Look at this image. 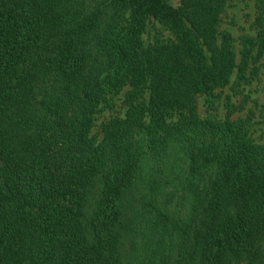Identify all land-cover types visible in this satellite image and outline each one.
I'll return each instance as SVG.
<instances>
[{"label":"trees","instance_id":"trees-1","mask_svg":"<svg viewBox=\"0 0 264 264\" xmlns=\"http://www.w3.org/2000/svg\"><path fill=\"white\" fill-rule=\"evenodd\" d=\"M229 3L0 0V264H264L253 112L198 109L264 56Z\"/></svg>","mask_w":264,"mask_h":264},{"label":"rangeland","instance_id":"rangeland-1","mask_svg":"<svg viewBox=\"0 0 264 264\" xmlns=\"http://www.w3.org/2000/svg\"><path fill=\"white\" fill-rule=\"evenodd\" d=\"M256 0H230L228 7L224 13L223 28L231 32L234 39V47L239 54L241 51V37L244 35H254L255 30L252 26L256 16ZM150 29L160 28L158 23H150ZM167 37V32L162 31ZM149 38V34H146ZM259 72L248 83H242L235 86L236 75L231 83L224 89L217 90V97L210 98L206 95H201L198 98V109L201 117L211 116L213 118L223 119L227 115L226 103L231 101L235 106L243 107L234 114V118L246 117L250 110L253 112L251 132L253 137L258 142H264V56L258 62ZM123 91L116 98V109L105 110L98 115L97 127L94 132H97L99 125L107 118L118 113L123 115L125 111Z\"/></svg>","mask_w":264,"mask_h":264}]
</instances>
